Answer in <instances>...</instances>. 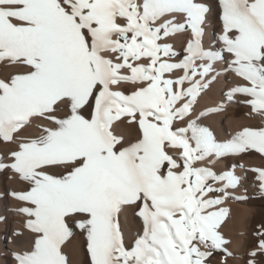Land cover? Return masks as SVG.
<instances>
[{
	"label": "snow or ice",
	"instance_id": "obj_1",
	"mask_svg": "<svg viewBox=\"0 0 264 264\" xmlns=\"http://www.w3.org/2000/svg\"><path fill=\"white\" fill-rule=\"evenodd\" d=\"M218 4L222 48L213 50L214 44L203 47L211 9L198 0H0V61L29 69L0 80V139L12 141L32 118L53 125L19 143L11 164L0 163L30 186L12 193L32 205L19 211L33 218L27 227L36 234L30 251L14 254L17 264H67L61 246L72 235L71 217H79L73 224L85 235L91 264H205L211 252L197 244L222 250L227 241L219 228L228 209L216 206L241 177L193 163L250 149L264 155V128H244L220 143L197 123L206 112L173 128L192 115L211 83L206 78L219 74L217 61L248 82L227 98L247 95L253 111H264V0ZM189 32L177 60L167 40ZM142 58L148 63L129 62ZM177 69L181 76L164 78ZM121 83L137 87L129 94L113 90ZM121 117L138 125L135 142L124 144L111 131ZM167 148L182 151L174 158ZM53 167L69 170L56 175ZM253 171L264 193V169ZM209 180L226 183L214 188ZM132 205L142 232L127 248L119 213ZM258 250L264 252V239Z\"/></svg>",
	"mask_w": 264,
	"mask_h": 264
},
{
	"label": "bare ground",
	"instance_id": "obj_2",
	"mask_svg": "<svg viewBox=\"0 0 264 264\" xmlns=\"http://www.w3.org/2000/svg\"><path fill=\"white\" fill-rule=\"evenodd\" d=\"M198 2L207 4L211 9L204 25L203 47L208 49L209 45L214 44L213 50H219L222 48V42L219 40L222 33V21L220 20L221 9L218 0H198ZM118 22L123 23L122 20ZM189 35L190 32L177 33L169 37L167 42L173 45L175 51L179 52L186 46ZM224 56L225 61L231 59L228 53H224ZM112 58L114 59V55ZM176 59L179 60L182 57L179 56ZM129 62L147 64L148 60L142 58L140 61L130 60ZM197 63L201 62L197 61ZM213 66L219 74L213 73L206 78L211 80V83L198 96L197 102L193 106L192 115L186 117L184 121L179 119L174 121L173 128L186 127L187 120L195 118L200 112H206V115L200 116L197 123L207 127L220 143L232 139L244 128L254 130L264 128V111H253L251 105L246 103L251 97L236 93L229 100L226 96V93L233 87L247 85L248 82L232 71H223L222 69L227 67L226 62L221 64L217 61ZM28 70L26 66L12 64L7 60L0 61V80L7 82L13 75ZM120 74L127 75L130 72L127 69H121ZM182 74L183 71L177 69L170 74L165 73L164 78H175ZM212 75H215L214 80H212ZM136 87L137 85L134 84L121 83L113 86V90L129 94ZM184 87L187 85L185 84ZM209 109L219 110L208 111ZM63 114V112L57 113V115ZM52 126L49 121L43 118H32L29 124L13 134L12 141L6 142L0 139V163L11 164L13 158L10 153L18 150L19 143L39 136L42 127ZM111 131L114 135L123 137L124 144L135 142L140 136L138 125L135 122L129 123L127 117H121L120 120L114 121ZM192 143L194 144V142ZM166 150L174 158H178L182 151L178 148H167ZM177 162L181 163L180 160ZM194 167L209 168L217 176L232 172L233 175L241 177L236 187L226 189L229 197L224 200L223 204L216 206L217 209L220 207L228 209V214L219 228L227 243L222 246V250L218 251V256L205 264H249L250 260L254 261V264H264V252L258 250L260 241L264 239V235H258L261 226H264V193L260 191L258 172L253 171V169H264V155L250 149L244 153L226 154L218 158L209 156L202 161L194 162ZM67 170L69 169L65 167H53L50 172L62 175ZM217 183L224 186L226 181H217ZM29 187V184L23 181L19 174L10 167L0 169V264H17L14 254L32 249L36 234L27 227V223L33 218L19 211L21 208L32 207V205L16 199L12 195L14 192H26ZM209 195L212 197L211 194ZM137 211V207L132 205L124 206L119 213L120 227L127 248L132 246L134 239L142 232V220L136 215ZM78 218H68L72 235L61 246V250L67 259V264H91L85 235L73 224V220ZM197 246L200 247V250L205 249L199 244ZM252 252H256V255L251 256Z\"/></svg>",
	"mask_w": 264,
	"mask_h": 264
},
{
	"label": "rangeland",
	"instance_id": "obj_3",
	"mask_svg": "<svg viewBox=\"0 0 264 264\" xmlns=\"http://www.w3.org/2000/svg\"><path fill=\"white\" fill-rule=\"evenodd\" d=\"M180 55L179 56H181V57H183V55L185 54L184 53V51H183V49H181L180 51ZM181 165H182V161H181ZM193 167H194V163H193ZM222 180H218V182H221ZM208 183L209 184H211L214 188H221V187H223L222 185H221V183H217V181L216 182H212L211 180H209L208 181ZM211 195H212V197L214 198V197H217V196H222L223 195V193H221V192H213V193H210ZM193 243H196L195 241L193 242ZM201 251H211L212 253H211V255L205 260V262H207V261H209V260H212L214 257H216V256H218V251L219 250H212V249H203V250H201Z\"/></svg>",
	"mask_w": 264,
	"mask_h": 264
}]
</instances>
